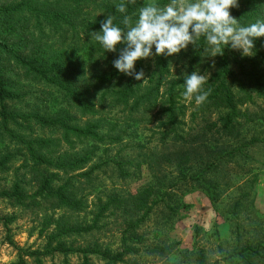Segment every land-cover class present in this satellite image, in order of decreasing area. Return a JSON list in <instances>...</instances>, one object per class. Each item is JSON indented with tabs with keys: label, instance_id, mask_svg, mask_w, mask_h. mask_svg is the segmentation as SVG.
Here are the masks:
<instances>
[{
	"label": "trees",
	"instance_id": "1",
	"mask_svg": "<svg viewBox=\"0 0 264 264\" xmlns=\"http://www.w3.org/2000/svg\"><path fill=\"white\" fill-rule=\"evenodd\" d=\"M121 2L135 21L153 0H0V174H13L0 198L40 217L45 232L42 249H19L8 264H27L25 256L40 263L55 253H76L80 264L167 256L175 243L148 244L143 230L160 217L158 207L175 215L182 186H209L215 199L221 185L209 175L264 143V37L254 40L253 56L225 47L222 56L207 57L203 37L170 57L153 47L135 64L145 73L138 81L113 66L123 45L107 52L89 35L108 15L124 27ZM238 5L230 13L241 25L264 21V0ZM197 70L210 73L201 105L181 95L184 74ZM113 229L117 245L100 243ZM78 239L82 245H74ZM223 258L264 263V242L237 244ZM195 259L206 262L202 250Z\"/></svg>",
	"mask_w": 264,
	"mask_h": 264
},
{
	"label": "rangeland",
	"instance_id": "2",
	"mask_svg": "<svg viewBox=\"0 0 264 264\" xmlns=\"http://www.w3.org/2000/svg\"><path fill=\"white\" fill-rule=\"evenodd\" d=\"M144 132L146 135H140L143 139L151 134L148 126ZM249 154V159L229 162L215 175H209L220 181L221 186L229 180L232 183L226 188L216 186L218 189L212 190L217 196L215 199L210 196L209 186H182L175 190L176 202L179 203L175 215L168 214L163 206L158 207L155 214L160 217H151L143 230L147 231L148 244L161 239L175 243L171 253L167 256L149 253L131 255L120 264H197L195 256L200 250L205 254V264L215 261L216 264H234L223 258L234 246L263 243L264 143H256L249 149ZM12 178L13 174H0V189L9 186ZM141 182L129 187L134 190ZM11 215L12 219L6 224L0 221V264L16 261L19 249H42L45 242V232L42 235L39 232L42 227L40 217L21 211L0 198V217ZM98 239L100 243L115 247L118 234L113 229ZM74 245H82V240L78 239ZM25 259L27 264H80L76 253L44 256L40 263L30 256H25ZM90 263L103 264L96 257H91ZM258 264L264 263L260 261Z\"/></svg>",
	"mask_w": 264,
	"mask_h": 264
},
{
	"label": "clouds",
	"instance_id": "3",
	"mask_svg": "<svg viewBox=\"0 0 264 264\" xmlns=\"http://www.w3.org/2000/svg\"><path fill=\"white\" fill-rule=\"evenodd\" d=\"M238 6V0H169L164 5L153 0L139 8L134 21L132 15L126 14V4L121 2L117 11L125 14L121 21L124 27L114 24L115 18L108 15L101 22L100 31L89 35L107 52H116L117 46L123 45L112 62L114 68L144 82L145 73L143 69L137 72L135 64L152 56L153 47L156 56L170 57L190 44L198 47L203 37L207 57L222 56L225 47L240 51L242 56H253L254 40L264 37V21L241 25L230 13L231 8ZM209 76L210 73L200 74L198 70L185 73L182 97L187 101L194 99L196 105L205 103L211 90H204L203 85Z\"/></svg>",
	"mask_w": 264,
	"mask_h": 264
}]
</instances>
